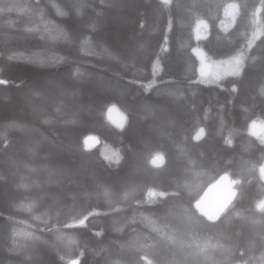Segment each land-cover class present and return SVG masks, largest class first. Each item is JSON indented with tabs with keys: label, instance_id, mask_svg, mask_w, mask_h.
Masks as SVG:
<instances>
[{
	"label": "trees",
	"instance_id": "1",
	"mask_svg": "<svg viewBox=\"0 0 264 264\" xmlns=\"http://www.w3.org/2000/svg\"><path fill=\"white\" fill-rule=\"evenodd\" d=\"M118 1L0 0V264H264V0H139L136 51L101 27ZM196 47L240 72L201 82ZM30 82L52 93L35 111ZM223 178L235 196L208 221Z\"/></svg>",
	"mask_w": 264,
	"mask_h": 264
},
{
	"label": "rangeland",
	"instance_id": "2",
	"mask_svg": "<svg viewBox=\"0 0 264 264\" xmlns=\"http://www.w3.org/2000/svg\"><path fill=\"white\" fill-rule=\"evenodd\" d=\"M126 3L124 4V1L119 0L118 3H116V9L114 10L115 14L113 15H109L111 13L108 12V14H106L105 16L101 17L102 18V22H101V27L110 28V37H108L112 43H114L115 45H122L123 44H127L128 42L133 43L130 44V46L133 47V50H137L139 47V42L136 44L135 42V33H134V19L132 14H130V12H128L129 10H133V8H136L138 10V7H141L140 5V1L139 0H126ZM143 7V6H142ZM141 7V8H142ZM126 10V11H125ZM237 13V7L231 5L230 7L227 8L226 11V15H227V21L225 23L226 27L231 26V23L233 22V20L235 19V15ZM128 14V15H127ZM199 31V32H198ZM207 33V27L206 25H201L200 29L196 31V38L200 39L201 37L205 36ZM135 35V36H134ZM130 47V49L132 48ZM129 49V50H130ZM194 53L196 55V57L199 60V73H200V81L204 82V83H216L218 82L222 77L227 76V75H234L240 72L241 67H242V63H243V57L242 55H237L225 60H210L205 51L200 48V47H196L194 49ZM105 83H100V82H95V86H93L92 88L99 94H101L102 96H104V98L110 94L106 92V88H112V90H114V93L116 92V89L114 87H112V85H108ZM46 83H44L45 86ZM52 82H50L51 89L54 91H57L58 88H56L55 86H52ZM38 84H32L31 82L29 84H26L25 86V90L24 92L19 94V99L18 102H20L21 104L25 105L30 111H35L37 108V106L39 105L40 102L34 101L35 99V93H40L41 96H39V101H45L48 100L49 97H52V93H48L45 90H42V92H40L38 89H36V87H38ZM42 88V87H41ZM106 89V90H105ZM58 92V91H57ZM62 93V92H61ZM69 95H65L64 97H66ZM15 101L17 102V99L15 98ZM41 101V103H42ZM4 105L8 106L10 105V99H4ZM6 109V108H5ZM4 111V110H3ZM12 111L7 110L6 113L10 114ZM88 112V111H86ZM108 119L109 121L114 124L115 126L121 128L123 127V125L125 124V117L124 115L116 108H112L110 113L108 114ZM7 129H9V127H7ZM250 130L252 132V134H254L255 136H258L260 139H262L264 141V122L261 121L260 119L255 120L252 123V126L250 127ZM144 141V140H143ZM142 142V140L140 139L139 144L144 146V143H140ZM100 144L99 140L97 138H90L88 140H86V145L87 147H95L98 146ZM147 145V144H146ZM56 148V146H55ZM56 151H61V149L58 148V150ZM104 156L110 160H115L116 156L114 154V152L110 149H106L104 151ZM160 159V158H159ZM163 161V160H162ZM103 179V177H101ZM100 179V176H99ZM6 189V188H5ZM227 194H228V203L231 202L235 196V190L233 188V184L232 181L227 178V185L225 188ZM6 192V193H5ZM0 193H2V196H6L8 195V191H0ZM160 194L156 193L154 191H150L148 193L147 196V200L148 203H152L156 197H158ZM8 204V203H7ZM0 205H4L2 203V200H0ZM1 247V245H0ZM34 264H38V261H36Z\"/></svg>",
	"mask_w": 264,
	"mask_h": 264
},
{
	"label": "water",
	"instance_id": "3",
	"mask_svg": "<svg viewBox=\"0 0 264 264\" xmlns=\"http://www.w3.org/2000/svg\"><path fill=\"white\" fill-rule=\"evenodd\" d=\"M226 185L227 179L223 178L215 182L204 192L196 205V209L200 216H203L208 221H215L218 219L228 204V194L225 190ZM209 216H213L214 219H209Z\"/></svg>",
	"mask_w": 264,
	"mask_h": 264
},
{
	"label": "snow or ice",
	"instance_id": "4",
	"mask_svg": "<svg viewBox=\"0 0 264 264\" xmlns=\"http://www.w3.org/2000/svg\"><path fill=\"white\" fill-rule=\"evenodd\" d=\"M198 207H199V205H198ZM208 218H209V219H214V217H213V216H209Z\"/></svg>",
	"mask_w": 264,
	"mask_h": 264
}]
</instances>
